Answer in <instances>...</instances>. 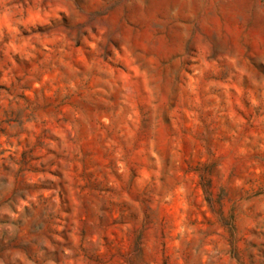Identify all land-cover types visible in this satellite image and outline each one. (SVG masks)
<instances>
[{
	"label": "rangeland",
	"instance_id": "1",
	"mask_svg": "<svg viewBox=\"0 0 264 264\" xmlns=\"http://www.w3.org/2000/svg\"><path fill=\"white\" fill-rule=\"evenodd\" d=\"M0 264H264V0H0Z\"/></svg>",
	"mask_w": 264,
	"mask_h": 264
}]
</instances>
